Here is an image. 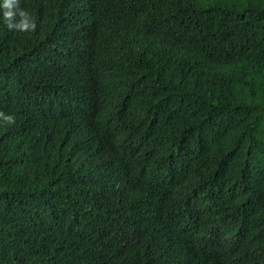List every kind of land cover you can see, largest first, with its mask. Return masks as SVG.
I'll use <instances>...</instances> for the list:
<instances>
[{
	"label": "trees",
	"instance_id": "obj_1",
	"mask_svg": "<svg viewBox=\"0 0 264 264\" xmlns=\"http://www.w3.org/2000/svg\"><path fill=\"white\" fill-rule=\"evenodd\" d=\"M0 0V264H264V0Z\"/></svg>",
	"mask_w": 264,
	"mask_h": 264
},
{
	"label": "clouds",
	"instance_id": "obj_2",
	"mask_svg": "<svg viewBox=\"0 0 264 264\" xmlns=\"http://www.w3.org/2000/svg\"><path fill=\"white\" fill-rule=\"evenodd\" d=\"M17 0H5L4 8L6 9L4 13L5 21L7 22V26L9 28H17L21 31H27L29 29H35L36 25L34 22H31L28 18L27 14L24 11H20L19 15L21 20L17 24H13L12 21L16 16V12L13 11ZM0 117H3L9 123H13L14 120L11 116H4L3 113H0Z\"/></svg>",
	"mask_w": 264,
	"mask_h": 264
}]
</instances>
